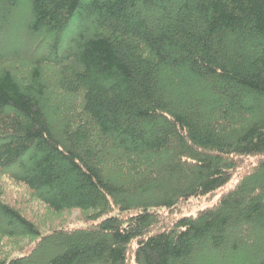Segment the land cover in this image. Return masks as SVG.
<instances>
[{"label":"trees","instance_id":"obj_1","mask_svg":"<svg viewBox=\"0 0 264 264\" xmlns=\"http://www.w3.org/2000/svg\"><path fill=\"white\" fill-rule=\"evenodd\" d=\"M28 4V48L0 46V264H264V0Z\"/></svg>","mask_w":264,"mask_h":264},{"label":"rangeland","instance_id":"obj_2","mask_svg":"<svg viewBox=\"0 0 264 264\" xmlns=\"http://www.w3.org/2000/svg\"><path fill=\"white\" fill-rule=\"evenodd\" d=\"M29 11V4L28 0H18V3L14 9L9 11V14L6 16L7 18V26H4L2 28V33L6 38L0 39V46L1 49L6 48V49H17L20 50L21 52L26 51L27 45L25 44L28 42V40L25 38L26 35L23 36V30L21 28V23L22 19L26 17ZM4 15L0 13V20L3 18ZM1 24V22H0ZM10 36V37H9ZM9 37V38H8ZM67 40L72 37V34L70 32H67L64 36ZM65 40H62L63 43ZM70 43V42H69ZM34 54L36 55H43L44 51H42V47L38 48L37 46L35 48L30 49ZM65 48L62 47V54L65 52ZM13 169V168H12ZM220 193H218L216 196L211 201H196L194 204H192L188 209H182L181 214L183 215H193L195 212L207 205H209L212 201H214ZM34 210H36L40 216L37 218V220L41 221L42 218V207L40 206H35ZM81 216L80 212H73L70 215H63L58 218H50L45 222V227H43L42 232H47V230H50L51 228H56L60 227L61 225H67V226H74V227H79V226H84L85 223L79 221V217ZM235 230V229H234ZM236 231V230H235ZM243 246L245 243L242 244ZM243 262V261H242ZM233 264V263H232ZM243 264H245L243 262Z\"/></svg>","mask_w":264,"mask_h":264}]
</instances>
